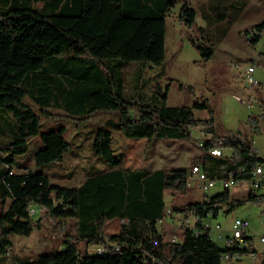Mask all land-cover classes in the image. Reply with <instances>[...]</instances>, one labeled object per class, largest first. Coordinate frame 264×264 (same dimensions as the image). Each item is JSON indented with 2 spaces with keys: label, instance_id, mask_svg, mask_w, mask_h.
Returning a JSON list of instances; mask_svg holds the SVG:
<instances>
[{
  "label": "trees",
  "instance_id": "1",
  "mask_svg": "<svg viewBox=\"0 0 264 264\" xmlns=\"http://www.w3.org/2000/svg\"><path fill=\"white\" fill-rule=\"evenodd\" d=\"M239 2L247 7L251 0H235L236 8ZM173 6L171 0H0L1 205L10 199L0 213L2 256L10 254L14 235L29 237L36 224L41 226L42 216L34 220L33 207L61 225L75 219V230L66 232L62 250L39 254L21 264H222L224 253L244 256L257 252L218 243L201 221L194 228H185L180 241H166L158 227L169 214L165 193L186 194L189 171L126 167L115 153L112 131L104 126L96 128L92 150L109 165L107 170L87 177L77 187L53 184L48 174L38 170L62 160L72 145L64 125L40 130L41 114L52 117L48 108L63 110L73 119L101 110L119 111L116 126L127 138L190 139L191 131L199 128L210 138L200 143L204 153L192 164L201 165L214 180L227 179L233 173L237 178H249L264 163V156L247 135L243 138L240 132L217 130L215 110L205 101L170 106L167 86L162 89L156 83L150 93L145 91V64L159 65L165 59L166 22ZM179 18L192 27L197 10L184 2ZM263 33L264 21L245 30L243 36L254 47ZM205 39L197 42L193 37L191 42L207 61L215 49L206 44L210 38ZM258 58L264 65V53ZM133 62L138 66L128 86L125 68ZM25 97L40 113L23 101ZM194 109H208L210 116L198 118ZM9 114L16 123L12 136L4 138L1 125ZM261 120L264 104L260 114L248 117L253 133L261 131ZM32 137L42 141L34 155V169L17 160L29 150ZM217 147L223 151L221 156L211 153ZM225 149H231L232 155H225ZM245 189L248 193L240 197L224 189L170 208L174 214L193 213L207 219L221 211L232 213L248 202L264 204V194ZM114 218L123 221L120 231L107 235L104 224ZM79 242L95 246V252L88 248L81 252ZM97 247L103 252H97Z\"/></svg>",
  "mask_w": 264,
  "mask_h": 264
},
{
  "label": "rangeland",
  "instance_id": "2",
  "mask_svg": "<svg viewBox=\"0 0 264 264\" xmlns=\"http://www.w3.org/2000/svg\"><path fill=\"white\" fill-rule=\"evenodd\" d=\"M171 1L174 6L166 22L165 59L159 65L145 64L143 74L146 81L145 91L150 93L156 83H161L162 89L167 86V104L170 106H190L195 101H205L215 110L217 130L240 132V136L244 138L250 128L247 125L251 114L249 102H253V99L247 96L249 88H245L244 75L247 67L254 64L252 59L255 51L244 38L243 33L253 25L264 21V0H251L247 7H243L239 2L238 8L235 7V0ZM184 2H188L197 10V18L192 27L187 26L179 18V10ZM219 14L225 16L218 18ZM234 17L236 18L231 22ZM199 27H204V30L201 31ZM226 28L229 29L224 34ZM207 36L210 41L206 44L212 45L215 52L205 61L191 42V38L194 37L197 42H205ZM137 63L133 62L125 68L128 86L137 69ZM258 95L262 96L264 102V95L259 92ZM23 101L40 113V108L28 97ZM47 111L52 117L47 118L41 114L40 130L46 131L64 125L67 129L65 137L72 145L62 160L44 164L38 170L48 174L51 183L66 187H77L87 177L109 168V165L92 150L94 133L99 126L112 131L115 153L123 158L126 167H145L151 171L161 168L166 170L184 168L189 171V175H193L192 162L204 153L200 143L210 138V135L204 134L199 128L191 131L190 139L165 138L150 141L147 138H127L121 135L116 126L120 120L119 111L101 110L86 118L76 119L69 118L63 110L49 108ZM194 113L198 118L210 116L208 109H194ZM9 115V118L3 119L4 125H1L5 129L2 132L4 138L12 136L10 132L16 123L14 116ZM262 135L264 136V132ZM29 143V150L24 155L18 156L17 160L22 166L34 169L36 168L34 155L38 145H42V141L39 137H32ZM224 154L231 156L232 150L225 149ZM195 183L197 182L189 186L186 194L167 190L165 193L167 210L173 204L188 200L199 201L205 194L213 195L224 190L221 181L206 192L199 191ZM243 186L231 187L229 191L233 196L240 197L248 193ZM256 192L264 194V188ZM9 203L10 199L4 207L0 203V213L7 209ZM234 215L250 220L253 240L249 246L261 249L263 244L260 242V235L264 234V204L248 202L236 207L232 213L221 211L208 221L213 227L221 224L225 230L230 227ZM40 216H42L41 226L38 227L36 224L29 237L21 235L12 237L11 252L5 256L9 261H1L0 264H21L37 258L39 254L63 249L62 241L66 238V232L69 230L74 233L76 220L68 219L65 225H61L40 209L33 215V219L38 220ZM122 223L119 218L108 219L104 224V233L107 235L118 233ZM158 227L166 241H171L175 235L178 238L183 237L181 214L171 217V214L166 213L164 222ZM216 241L223 243L221 240ZM78 247L81 252H86L87 248L89 252H95V246L87 245L85 242H79ZM261 256V253L254 258L244 255L235 264H260Z\"/></svg>",
  "mask_w": 264,
  "mask_h": 264
},
{
  "label": "built area",
  "instance_id": "3",
  "mask_svg": "<svg viewBox=\"0 0 264 264\" xmlns=\"http://www.w3.org/2000/svg\"><path fill=\"white\" fill-rule=\"evenodd\" d=\"M256 66L250 65L247 67L244 75V82H245V88L248 86H254L258 85L259 81L255 77L254 72H255ZM241 102L244 103L243 100H240ZM219 148V147H217ZM222 150L221 148H219ZM218 181H221L223 189H230L231 187L235 186H241L244 185V188H251L252 192H256L261 188H264V163H260L257 165L255 170L252 172V175L249 178H237L235 177L234 173L227 179L223 180H214L209 178L205 171L203 170L202 166L198 164V170L195 175H188L187 176V184L190 186L194 182L197 189L199 191L206 192L209 190L211 187L215 186ZM171 209V208H170ZM37 212L36 208H31V213L35 214ZM176 214L173 213L171 209V217L175 216ZM183 218V227H182V236L184 233L185 228H194L197 225L198 221H201L202 225L204 228H207L209 230L210 235L215 239V240H221L224 246L226 247H250L251 242H248L246 240L247 237L251 236V224L250 221L247 218L240 217L234 215L232 217V221L230 224V227L228 229H223L221 224H217L215 227H213L208 219L212 218L213 216L207 218V219H202L200 216L197 214H181ZM212 215V212L210 213ZM160 224L164 222V219H161ZM225 232V233H224ZM182 238H178L177 235L173 236L171 241H180ZM260 241L264 242V235H260ZM249 243V244H247ZM96 250H102V247H97ZM255 253H250L249 255H254ZM263 261H264V253H263ZM242 256L238 253L235 254H228L224 253L222 256V261L225 262L226 264H235L236 262H239L241 260Z\"/></svg>",
  "mask_w": 264,
  "mask_h": 264
},
{
  "label": "crops",
  "instance_id": "4",
  "mask_svg": "<svg viewBox=\"0 0 264 264\" xmlns=\"http://www.w3.org/2000/svg\"><path fill=\"white\" fill-rule=\"evenodd\" d=\"M254 51H255V55L253 58L255 60L254 65L256 66L254 75L258 79L259 83H258V85L248 86L249 90L247 91L248 92L247 96L249 98L253 99V102H249V109H250L251 113L260 114L261 113V105L264 104V102H263L262 96L258 95V92H259V94L264 95V65L260 64L258 54L264 53V33L261 35L259 42L254 46ZM256 86H257V88H256ZM257 104H258V108L256 109ZM259 125L262 128L260 133L254 135V133L251 131V128H249L248 133H246L245 136L247 135L249 139H252L253 147L256 149V151L259 153V155L264 156V142H262V140H264V136L262 135V132H264V121L261 120ZM252 134L254 135V138H253ZM261 235H264V234H261ZM251 236H252V233H251ZM252 240L253 239H251V242H252ZM260 242H262V241H260ZM262 244H263V246L261 249H258L255 246H253L252 248H255L257 250V252L254 255H247V256L254 258L258 253H261L263 255V253H264V242H262ZM0 261L8 262L9 259L6 258L5 256H0ZM260 264H264L263 256H261Z\"/></svg>",
  "mask_w": 264,
  "mask_h": 264
},
{
  "label": "bare ground",
  "instance_id": "5",
  "mask_svg": "<svg viewBox=\"0 0 264 264\" xmlns=\"http://www.w3.org/2000/svg\"><path fill=\"white\" fill-rule=\"evenodd\" d=\"M211 153L213 155H216V156H221L223 154V151L220 150L219 148H214V149L211 150ZM197 170H198V164L193 165L192 169H191L192 174L195 175V173H197ZM168 212H169V214H171V209H168ZM97 252L102 253L103 251L102 250H98Z\"/></svg>",
  "mask_w": 264,
  "mask_h": 264
}]
</instances>
